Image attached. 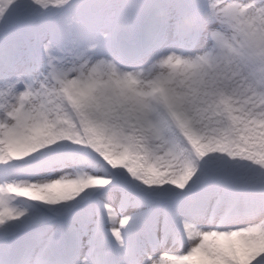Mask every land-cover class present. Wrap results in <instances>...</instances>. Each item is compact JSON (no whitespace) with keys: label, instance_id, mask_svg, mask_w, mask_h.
I'll list each match as a JSON object with an SVG mask.
<instances>
[{"label":"snow or ice","instance_id":"obj_1","mask_svg":"<svg viewBox=\"0 0 264 264\" xmlns=\"http://www.w3.org/2000/svg\"><path fill=\"white\" fill-rule=\"evenodd\" d=\"M0 264H264V0H0Z\"/></svg>","mask_w":264,"mask_h":264}]
</instances>
